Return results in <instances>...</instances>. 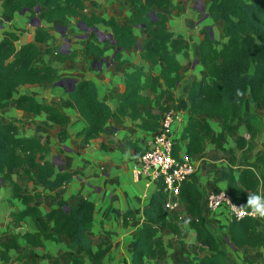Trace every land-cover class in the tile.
Listing matches in <instances>:
<instances>
[{
    "label": "trees",
    "instance_id": "trees-1",
    "mask_svg": "<svg viewBox=\"0 0 264 264\" xmlns=\"http://www.w3.org/2000/svg\"><path fill=\"white\" fill-rule=\"evenodd\" d=\"M90 1H1L6 17L26 10L29 20L36 18L46 24L69 27L70 19H77L84 27L100 25L110 30L115 43L112 46L116 49L112 62L123 70V92L114 109L106 104V99L98 98L96 85L90 80L77 81L73 91L67 92L69 108L85 122V127L76 134V137H81V144H88L105 134L109 120L123 124L128 119L136 128L155 136L161 128L163 116L172 110L174 113H188L179 140L173 144L172 156L177 160L183 149L191 161L200 158L208 143L225 152L223 142L227 137L235 138L233 151L250 153L253 150L252 142L264 124V115L255 112L257 103L264 101V0L248 3L245 0H207V17L213 23H221L220 40L210 38L209 32H205L198 44L197 57L202 77L199 81L194 79L190 82L181 99L175 97L174 90L184 77L180 58L189 59L191 44L167 29L168 14H181V7L173 4L177 0H104L108 6L121 2L126 5L129 15L123 23L108 11L107 18L87 11L86 3ZM93 2V9H101L97 0ZM136 28L147 36L141 43L135 36ZM27 31L26 28L10 26L2 33L0 114L13 108L26 115L25 121L43 115L45 118L36 125L34 134L27 137L23 133L21 119L11 117L4 121L0 115V182L9 187L11 201L16 200L23 207L9 214L10 225L14 226L25 218L31 221L41 218L43 228L20 236L4 232L0 258L8 262V252L18 248L17 238H21L26 250L33 253L35 249H43L45 241L60 242L64 237L80 253L77 257L69 255L73 264H83L85 258L91 264H104L109 246L98 245L96 251H92L94 239L90 232L94 206L90 201L79 196L74 198L78 204L55 202V207L43 216L35 205L36 197L52 200L45 192L58 191L80 173L56 172L48 160L50 146L39 137L42 131L63 128L69 122V116L53 104L38 102L28 94L19 95V88L55 85L60 77L52 66L53 62L69 61L73 64L75 57L80 55L98 64L104 59L105 52L96 36L91 34L90 40L83 42L81 50L63 55L51 30L41 26L34 28L32 42L20 45L19 41ZM106 45L110 46V43ZM134 50L141 63L124 59V53ZM215 120L221 128L217 134L211 126ZM241 130L248 139L240 134ZM56 135L58 143L67 139L64 130ZM233 151L221 179L230 199L248 209L250 195L264 196V170L262 174L258 173L261 167L264 168V156L257 155L252 162L241 165L234 162ZM194 175L180 186L178 199L183 213L164 210L166 194L162 180L155 183L154 192L142 211L143 220L132 237L130 264L164 261L169 244H164L162 233L168 231L183 239L186 236L185 230L181 229L183 225L195 233L198 244L192 253L183 248V253L192 255L186 264H228L225 257L227 246L242 250L264 246V224L250 218L230 220L222 234L214 230L206 218L211 211L204 210L201 205L203 193L193 181ZM20 181L41 187L44 194L30 193ZM132 216L130 211L123 215V226ZM51 224L52 232L49 231ZM243 264L255 262L244 259Z\"/></svg>",
    "mask_w": 264,
    "mask_h": 264
},
{
    "label": "crops",
    "instance_id": "crops-1",
    "mask_svg": "<svg viewBox=\"0 0 264 264\" xmlns=\"http://www.w3.org/2000/svg\"><path fill=\"white\" fill-rule=\"evenodd\" d=\"M1 1L2 0H0V40L2 39V33L7 31L10 26H14L17 28H25V26L22 25L21 23L16 24L15 22L16 21L19 22V19L26 20L29 17V13L26 10H23L21 12H16L11 17L4 16L1 8ZM178 1H182V0L173 1V4L176 5L175 2ZM196 1L197 2L194 8L189 9L185 14H183L184 17H188V19L190 18L192 20L197 19L198 16L202 15L200 8L203 6H206L204 8L205 10L203 11L206 16V8L208 7V3H206V1L203 2L202 0H196ZM252 1L253 0H245V2L247 3ZM128 15L129 14H127L126 16ZM202 18H204V16H202ZM206 20L208 21V24L212 23L214 25H217L221 33V23H213L208 17L206 18ZM32 21L33 22L37 21V19L33 18ZM39 22H43V21L38 20L37 27L40 26ZM37 27L34 26V28ZM210 27L211 26L207 28H202L200 26V28L196 30L197 36L193 38V41H195L197 44V46L194 47V50L195 51L197 50V52H196V58L192 61V65H191L192 75L195 74L193 72V68H196V66H199L196 69L198 74L201 73L202 71L201 66L198 65L197 57L199 54L198 44L203 39L205 32H209V29H212L211 31L213 34V38H216L215 31L213 30L212 27L211 28ZM32 35L33 33L32 32L30 33V31L28 30L27 33L21 37L19 44L20 45L25 44L23 43L25 37L27 39L25 40L26 43L32 42L33 40ZM125 54L127 53L123 54L124 59L131 61L124 56ZM189 57H190V51H189ZM195 61H197L196 64ZM131 62L138 64L136 63V61H131ZM116 65H117L116 68H118L119 67L118 64ZM70 68L71 66H68V70H70ZM71 71L72 70H70L69 73H71ZM115 72L116 70L114 69L108 70V73L105 75L106 78L104 85L106 91L105 89H103L101 91L102 95H100L98 92L99 85H97L98 84L97 82H99L98 80L99 78L89 79L90 81L94 82L96 85L98 98L100 100L106 99L107 100L106 104L109 105L111 109H114L118 97L123 92L122 74L120 75V79H121L120 81L119 79H113L112 75ZM182 74H183V70H182ZM107 78L109 80H107ZM72 80L76 82L80 81L79 79L77 80L75 79V77L69 74L68 76L65 77L64 81L61 82L64 85H59V86L65 87L66 82ZM112 80H117V81L114 82ZM181 83L177 87H179ZM54 86L55 85H52L46 88H40L35 85L24 86L19 88V95L28 94V93L20 92L23 89L24 90L29 88L48 89ZM188 88L189 85L186 86V89L184 91L186 92ZM115 90H116V94L114 92ZM175 90H174V94H175ZM64 94L66 96V102H67V98H68L66 95L67 89L64 91ZM183 96L179 97L175 95L177 99H181L183 98ZM32 97L35 100H37L34 96ZM112 101H115L114 106L111 105ZM38 102H46V101H38ZM53 105L58 107V105L56 104ZM255 112L260 116L264 115V101H260L257 103ZM64 113H66L69 116V122L63 128L57 127L47 132L42 131L39 134V137L43 140L44 143L50 146L52 152H53L52 150L53 147L51 143L54 144V147L56 146L55 147L56 150L54 149V152L56 153L53 161L51 160L52 152L48 156V160L51 161L53 166L55 163H57L58 167L56 172L78 171L80 174L76 179L72 180L68 185L62 187L58 191L45 192L46 195L52 197V200H45L41 196L36 197L35 205L38 207L39 211L43 216L55 207L53 205L55 202H66L69 205L78 204L79 202H75L74 198L79 196L83 197L87 201H90L94 206L92 230L90 232L94 239L92 244V251L95 252L98 245L109 246V252L105 257L104 264H130L131 251H132V237L135 234L137 228L140 227V224L143 220V216H142L143 208L148 203L155 189V183L154 182L149 183L148 178L145 177L143 174H140V172L138 171L139 169L138 157L142 152L147 150L149 147H152L153 136L139 128H136L135 124L131 123V121L128 119L123 124H118L114 120H109L105 127L106 128L105 134H102L100 137L96 139L90 140L88 144L84 145L80 143L81 137H76V134L79 133L85 127V122L81 120L77 112L72 109H70L69 112H64ZM0 115L4 121H7L11 117L21 119L24 123V126L29 127V129L27 130L23 129V133L27 137L34 134L35 129L37 128L36 125H38L45 118V116L43 115L40 117H31L28 121H25L26 115L23 112L17 111L13 108L9 109L7 112ZM187 116H188L187 112L182 113L183 124L186 121ZM214 123L218 128L217 130H215L216 132L214 131V133L217 134L221 131L220 124L218 121L215 120L211 122L212 128ZM180 125L181 124L177 126L178 134H180L183 128V126ZM62 130H64L67 133V139L65 140L64 143H58L56 134ZM50 132L53 133V136H51V143L45 140L43 136V134H45V137L50 140ZM239 132L245 137V139H248V136L244 133L243 130ZM228 138L230 137H227L226 139ZM55 139L58 143V146L56 145ZM59 144L61 145L59 146ZM252 145H253V150L250 153H242L240 151H233L235 146L230 151L229 150L226 151L224 142H223V148L225 152H222L218 146L208 143L205 147L203 155L198 159L192 160L197 170L193 177V181L201 189L203 193V200L201 205L204 210H206L205 200L207 196L211 192H215V189H217L218 191L219 190L226 191V187H225V183L221 179V176H220V181L217 184L214 183L215 179L212 176L209 178L205 177L210 175L206 173L204 174L203 166L201 165L205 164L207 166H212L218 161H223V162H227V168H228L229 155L231 151H233L232 156L234 158V162L236 164H241V165L252 162L257 155L264 156V124L261 133L258 135L257 138H255V140L252 142ZM235 152L241 154L240 155L241 163L235 159L234 157ZM226 153L228 154V160H226L227 157L224 158V155ZM182 154H184V149L181 151V155ZM220 156L221 158H219ZM198 166L199 168H197ZM200 168H202L201 172H200ZM263 170L264 168L261 167L258 170V173L262 174ZM26 184H31V187L25 186L26 190H28L30 193L36 192L37 194L40 195L44 194L41 187H35L33 186L32 183L29 182H26ZM22 208H23L22 205L18 201L16 200L11 201V192L9 187L4 186L0 182V243L2 242L1 235L4 232L8 231L14 236H20L25 234L26 232H35L37 228H43L41 218H37L34 221L25 218L23 221L17 223L14 226L10 225L9 214L12 212L20 211L22 210ZM128 211L132 212L133 216L126 219L127 224L123 226V215ZM174 213H183V210L174 211ZM206 218L208 223L211 226L213 225V227L215 226L219 228L220 232L224 231L228 223L230 222V216L227 214V212L223 210H217L211 213H207ZM259 223L264 224V221ZM181 229L185 230L186 236L183 239L178 236H174L168 231H164L162 233L164 244L165 245L169 244V247L166 248V259L164 261H149L147 262V264H164L165 262L170 264H177V262L179 261L180 264H183V261L184 264H186V261L189 260L192 257V255L183 253V248H186L187 251L192 253L198 244L195 241V233L192 230L188 229L187 225H183ZM49 231L51 232L53 231L52 224ZM16 242L18 248L11 249L8 252V258H9L8 262H3L0 258V264H54L55 261H57V264H73L69 255H72L74 257L80 255L79 251L71 247L69 245V241L64 237L61 238L60 242H54L50 240L45 241L44 248L35 249L33 253L30 250H26L25 242L21 238H17ZM229 249L230 250H228V246L225 249V257L228 264H243L244 254H247V258L254 261L255 264H264V246L259 249L246 248L245 250H242L231 247ZM202 254H205V252H202ZM231 258L232 261H230ZM233 258L236 259L237 262L235 261L234 263ZM83 264H91V261L85 258L83 260Z\"/></svg>",
    "mask_w": 264,
    "mask_h": 264
},
{
    "label": "rangeland",
    "instance_id": "rangeland-1",
    "mask_svg": "<svg viewBox=\"0 0 264 264\" xmlns=\"http://www.w3.org/2000/svg\"><path fill=\"white\" fill-rule=\"evenodd\" d=\"M202 1L203 2L206 1V3H207V0H202ZM196 2H197L196 0H187V1L182 0V1L175 2V4L177 6L181 7L180 16H176L175 14H168L169 22L167 24V29L170 32H172L175 36L180 35L183 38L188 39V41L192 45V47L190 49L189 59L188 60H184V59L181 60V58H180L181 63L183 64L184 77H183V81H182L181 85L179 87H177L175 90V95L179 96V97L183 96V94L185 93L184 90L186 89V86H188L192 80L195 79L196 81H199L202 77V71H201V73L198 74L196 69L199 66H196V65H195L196 68H193V72L195 74L192 75V66L191 65H192V61L196 58V52H197V50L196 51L194 50V47L197 46V44L195 41H193V38H195V36H197L196 30H198V28H200V26L202 28H207V27L211 26L213 28V30L215 31V37H216L215 39L220 40L219 39L220 31L218 29V26L214 25L212 23L208 24V21L206 20L207 17L205 16V13L203 12L205 10L204 8L206 6H203L200 8L202 15L198 16V18L195 20H192L190 18L188 19V17L183 16V14H185L189 9L194 8ZM96 3L101 5L100 6L101 9H98V10L93 9L94 2H93V0H91L90 2L86 3L87 11L94 12L97 15L104 17V18H107V11H108L109 14H112L114 17H116L118 19V21L121 23L124 22V18L126 17L127 14H129V11H128L126 5L122 2L121 3H115V4H112L109 6L105 3L104 0H97ZM202 16H204V18H202ZM15 23L16 24L21 23L22 25L25 26V28H27L30 31V33L31 32L33 33V30H34L33 25L37 24V21L33 22L32 19L31 20H29V19L20 20L19 19V22L16 21ZM69 24H70L69 27H60L54 23L45 24L44 22H39V25L41 27L43 26V27L49 28L51 30V33L53 34L54 39H55V43L60 46L61 52L63 53V55L69 54L71 52H78L79 50H81L83 42L90 40V35L93 34L94 36H96L98 44L100 45V47L104 49V52H105L104 62L102 64H97V63L93 64L90 59H85V58L81 57L80 55H77L75 57L73 64L70 63L69 61H66L63 63L62 62L61 63L60 62H53L52 66L57 70L59 77H60V82L56 83L54 87L48 88V89H40V88L31 89V88H29V89H26V90L23 89L20 91L22 93H28V94L34 96L38 101H46V102H49L52 104H56V105H58L59 109L64 111V112L70 111V109L68 108L67 102H66V96L64 94V91L68 88V86L70 84L66 83L65 87H60L59 85H64V84H61V82L64 81L66 76L71 74V76L75 77V79H77V80L78 79L79 80H81V79L82 80H84V79L89 80L92 78H99L98 79L99 82H97L98 83L97 85H99L98 92L100 95H102L101 91L103 89H105V85H104L105 78H106L105 75L108 73V70H113V69L116 70V72L112 75L113 79H119L120 81H121L120 75L122 74V71H123L119 67H118L119 69L116 68L117 65L115 63L110 62L112 59V55L114 54L116 49L114 48V46H112L110 38L107 37L108 35L111 34L109 29H107L103 26H100V25L99 26L95 25L92 28H87V27H84V25L80 24L77 21V19H70ZM209 30L211 31L212 29H209ZM134 33H135V36H136L139 43H141L142 40L147 38L145 32L138 29V28H136L134 30ZM25 40H27L26 37H25L23 43H26ZM107 43H110V46H107L106 45ZM135 50L133 52L125 54L124 56L131 61H136V63H139L140 60H139V57L137 55V51H135ZM68 66H71V68H70V70H72L71 73H69L70 70H68ZM158 69L159 68H156V70L154 72H157ZM107 80H109V79L107 78ZM112 81L116 82L117 80H112ZM105 91H106V89H105ZM114 92L116 94V90ZM105 94H106V92H105ZM114 102L115 101H112L111 105L114 106ZM177 126L178 125H176V124L172 126V138L174 139V143L176 142L175 140H177V142H178L179 137H180L178 134V131H177ZM180 126H183V125L181 124ZM213 128H214V131L218 129L216 127L215 123L213 124ZM23 129L27 130V129H29V127L24 126ZM33 131H34V128H33ZM43 136H44L45 140H47L51 143V136H53V133L50 132V140L45 137V134H43ZM234 139H235L234 137H230L224 141V146L226 148V151L227 150L230 151L234 147V144H233ZM55 142H56V145L58 146L56 139H55ZM51 145L53 147L52 148L53 152L51 151L52 152L51 160L53 161V159L55 157V153H56V152H54V149L56 146L54 147L53 143H51ZM60 145L61 144H59V146ZM240 155H241L240 153L235 152L234 157L238 162L241 163ZM221 156L219 158H221ZM226 157H227L226 160H228V154L227 153L224 155V158H226ZM55 162H56V160H55ZM218 162L212 166H207L205 164L201 165V166H203L204 174L206 173V174L210 175V176H205V177L209 178L212 176L215 179L214 180L215 184H217L220 181L221 173L223 171H225L227 168V162H223V161H218ZM223 164H225V165H223ZM53 167L57 171V167H58L57 163H55ZM197 168H199V166ZM201 171H202V168H200V172ZM20 184L24 188H25V186L31 187V184H26L25 181H20ZM213 228H214V230L219 232V234H222L220 232L219 228H217L215 226ZM229 248L230 247L228 246V250H230ZM244 259H248L247 254H244ZM249 260H251V259H249ZM230 261H232V258ZM235 261L237 262V260L233 258L234 263H235ZM164 264H170V263L165 262ZM177 264H180V261L177 262ZM183 264H184V261H183Z\"/></svg>",
    "mask_w": 264,
    "mask_h": 264
},
{
    "label": "built area",
    "instance_id": "built-area-1",
    "mask_svg": "<svg viewBox=\"0 0 264 264\" xmlns=\"http://www.w3.org/2000/svg\"><path fill=\"white\" fill-rule=\"evenodd\" d=\"M182 113L167 112L161 121L159 132L153 136L152 147H149L138 157V171L148 178L149 183L162 180L166 200L163 208L167 212L183 210L178 196L180 186L190 180L195 174L196 166L185 154H180L178 160L173 158L172 126L183 124ZM206 209L214 212L224 210L230 220L250 218L257 222L264 221L262 217L249 215L251 209L236 205L225 190L211 192L206 198Z\"/></svg>",
    "mask_w": 264,
    "mask_h": 264
},
{
    "label": "clouds",
    "instance_id": "clouds-1",
    "mask_svg": "<svg viewBox=\"0 0 264 264\" xmlns=\"http://www.w3.org/2000/svg\"><path fill=\"white\" fill-rule=\"evenodd\" d=\"M247 206L251 209L249 215L264 218V196L250 195L247 199Z\"/></svg>",
    "mask_w": 264,
    "mask_h": 264
},
{
    "label": "water",
    "instance_id": "water-1",
    "mask_svg": "<svg viewBox=\"0 0 264 264\" xmlns=\"http://www.w3.org/2000/svg\"><path fill=\"white\" fill-rule=\"evenodd\" d=\"M207 16V15H206ZM38 21V20H37ZM34 26H38V24H36V25H34ZM209 34H210V38H213V35H212V32L209 30ZM108 38H110V40H111V44L112 45H114L115 43L112 41V35L110 34V35H108L107 36ZM117 50H121V49H117ZM116 53V51L114 52V54ZM114 54L112 55V58H113V56H114ZM102 62H104V59L103 60H101L98 64H101ZM110 62H112V59H111V61ZM197 63V61H195V64ZM62 84V83H61ZM69 86H68V88H67V92H71V91H73V89H74V87H75V84H76V81H74V80H72V81H70L69 82Z\"/></svg>",
    "mask_w": 264,
    "mask_h": 264
},
{
    "label": "flooded vegetation",
    "instance_id": "flooded-vegetation-1",
    "mask_svg": "<svg viewBox=\"0 0 264 264\" xmlns=\"http://www.w3.org/2000/svg\"><path fill=\"white\" fill-rule=\"evenodd\" d=\"M102 63H103V62H102ZM59 82H60V81H59ZM67 82L69 83L70 81H67ZM67 82H66V83H67ZM57 83H58V82H57ZM66 86H67V85H66Z\"/></svg>",
    "mask_w": 264,
    "mask_h": 264
}]
</instances>
